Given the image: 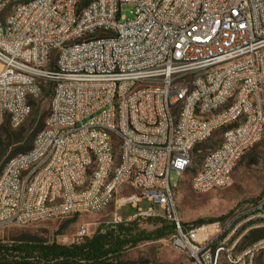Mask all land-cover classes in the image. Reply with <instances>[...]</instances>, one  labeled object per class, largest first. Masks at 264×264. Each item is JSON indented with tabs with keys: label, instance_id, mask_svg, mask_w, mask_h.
Listing matches in <instances>:
<instances>
[{
	"label": "built area",
	"instance_id": "2783aa9c",
	"mask_svg": "<svg viewBox=\"0 0 264 264\" xmlns=\"http://www.w3.org/2000/svg\"><path fill=\"white\" fill-rule=\"evenodd\" d=\"M0 0V126H21L51 89L33 149L0 175V227L101 212L124 187L115 223L162 218L188 264H252L264 196L224 220L183 223L172 172L218 134L191 180L230 185L264 134V0ZM133 5V17L121 14ZM145 200L160 204L143 209ZM131 204L128 220L117 210ZM90 235L83 224L76 242ZM173 264V263H170Z\"/></svg>",
	"mask_w": 264,
	"mask_h": 264
},
{
	"label": "rangeland",
	"instance_id": "374dc122",
	"mask_svg": "<svg viewBox=\"0 0 264 264\" xmlns=\"http://www.w3.org/2000/svg\"><path fill=\"white\" fill-rule=\"evenodd\" d=\"M132 9V4L124 3L121 6V14L130 19L133 17ZM50 91L51 89L46 88L41 96L33 99L32 112L21 126L13 128L7 120L0 126L2 144L7 141L8 133H6V129L9 128V135L12 138L16 137L22 128L25 129L22 132L28 136L40 126L42 121L45 122L50 107ZM219 138L216 134L213 139L204 144L201 152L195 155L191 171L185 172L182 176L177 172L171 174L172 183L177 184L175 194L180 217L186 226L194 225V222L199 219L209 221L221 216L231 217L264 196V134L262 139L242 156L233 171L229 186L206 193H197L192 189L191 180L193 175L201 166L208 149L217 144ZM23 143L11 145L2 160L10 157L17 148L24 145ZM136 192L138 191L134 188L124 187L115 195L112 203L101 212L47 219L26 226L0 227V238L4 241H10L22 234L29 233L42 240H56L59 243L71 244L76 241L77 232L83 224H88L90 232V235L86 238L92 237L99 227L118 224L114 222L113 218L118 201L128 194ZM140 206L143 209L152 206L157 216L165 215V211L160 204H153L145 200ZM136 212L137 209L132 207L131 204H126L117 210L118 215L125 221ZM133 221L135 229L142 233V240L135 247L128 248L125 252L124 258L130 264H188L187 253L174 248L171 244L170 238L173 230L167 220L162 218H137ZM61 227H64L62 234H57ZM164 227L167 228L163 230ZM161 229L164 236L155 238V233ZM260 229L263 230L264 234V228ZM247 236L248 234L240 242L238 252L251 244L250 238ZM252 264H264V251L253 258Z\"/></svg>",
	"mask_w": 264,
	"mask_h": 264
},
{
	"label": "trees",
	"instance_id": "16d2710c",
	"mask_svg": "<svg viewBox=\"0 0 264 264\" xmlns=\"http://www.w3.org/2000/svg\"><path fill=\"white\" fill-rule=\"evenodd\" d=\"M88 1L83 0V5ZM31 104L33 107V100ZM44 125L45 122L42 121L40 126L28 136L22 132L25 130L22 128L14 138L9 135V128L6 129L8 133L6 143L2 144L0 140V175L12 158L27 154L33 149L36 136ZM21 142H24V145L17 148L10 157L2 160L11 145ZM205 143L199 144L196 150L201 149ZM226 217L221 216L209 221L199 219L194 222V226L224 220ZM166 228L164 227L163 230ZM63 229L64 227H61L57 234H62ZM162 236H164L162 229L154 235L155 238ZM263 236L262 229L254 228L249 231L247 237L252 244ZM141 240L142 233L135 229L134 221L99 227L92 237L71 244L42 240L36 235L27 233L10 241L0 238V264H130L124 258V254L128 248L135 247Z\"/></svg>",
	"mask_w": 264,
	"mask_h": 264
}]
</instances>
